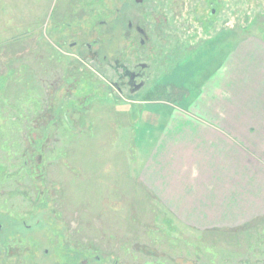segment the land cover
Instances as JSON below:
<instances>
[{"label":"rangeland","instance_id":"374dc122","mask_svg":"<svg viewBox=\"0 0 264 264\" xmlns=\"http://www.w3.org/2000/svg\"><path fill=\"white\" fill-rule=\"evenodd\" d=\"M99 36L93 61L84 43ZM237 40L264 44V0H0V219L110 243L111 264H264V215L190 228L139 176L167 109L156 100L195 92ZM116 58L148 65L143 89L111 91Z\"/></svg>","mask_w":264,"mask_h":264},{"label":"crops","instance_id":"0c3cea01","mask_svg":"<svg viewBox=\"0 0 264 264\" xmlns=\"http://www.w3.org/2000/svg\"><path fill=\"white\" fill-rule=\"evenodd\" d=\"M237 41L195 92L156 100L167 109H155L156 139L139 175L161 206L197 230L264 215V55L249 54L264 44Z\"/></svg>","mask_w":264,"mask_h":264},{"label":"flooded vegetation","instance_id":"af4514ba","mask_svg":"<svg viewBox=\"0 0 264 264\" xmlns=\"http://www.w3.org/2000/svg\"><path fill=\"white\" fill-rule=\"evenodd\" d=\"M137 26L142 27L138 23L133 24L128 21L125 32L134 31L138 34V44L143 46L148 42L149 36L144 27L142 28L146 36L136 29ZM103 31V33L106 31L111 33V29ZM61 39L66 43L67 40ZM100 40L99 36L93 39L91 43H84L88 51V54L85 55L86 58H91L95 61L98 53L93 52L92 49L99 44ZM60 42L64 45L62 41ZM108 42H110L108 45L103 46L106 49L105 51L108 50V52L103 53V60L110 63L109 55L107 54L112 51H110L112 49L111 39ZM67 44L72 48L75 47L76 41L71 40ZM114 65L115 72L119 69H121V72H117V79L111 82V91L120 95L124 93L125 86L131 94L138 92L143 89L146 80L150 77V72L147 70L148 65L144 62L136 63L132 69H127L116 58L114 59ZM112 92L110 93L112 94ZM24 164L26 165L27 162H24ZM38 192H40L38 197H41L43 194L42 190L39 189ZM38 225L42 227L37 228ZM53 227H55V224L46 220L43 222L39 220L35 222L26 220L12 222L0 219V264H111V252L108 247L110 243H107V246L101 250L94 243V239H80L71 236L68 227H66L65 236H50L47 233V229ZM34 232L39 236L35 235Z\"/></svg>","mask_w":264,"mask_h":264},{"label":"water","instance_id":"95a60500","mask_svg":"<svg viewBox=\"0 0 264 264\" xmlns=\"http://www.w3.org/2000/svg\"><path fill=\"white\" fill-rule=\"evenodd\" d=\"M141 1H142V0H136V2H138V3H140ZM136 29H137L141 34L143 33V35L146 36L145 31H144V29H143L142 27L137 26Z\"/></svg>","mask_w":264,"mask_h":264}]
</instances>
